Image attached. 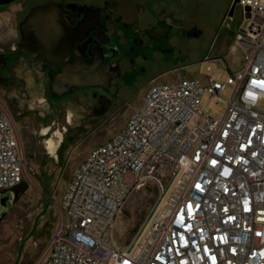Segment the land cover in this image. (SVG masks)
<instances>
[{
    "label": "built area",
    "instance_id": "obj_1",
    "mask_svg": "<svg viewBox=\"0 0 264 264\" xmlns=\"http://www.w3.org/2000/svg\"><path fill=\"white\" fill-rule=\"evenodd\" d=\"M236 1L247 22L233 50L244 64L230 69L223 115L210 112L226 88L213 76L151 85L53 200L56 228L33 264H264V0ZM23 180L31 181L23 142L0 102V190L15 198ZM148 181L159 198L121 248L117 219Z\"/></svg>",
    "mask_w": 264,
    "mask_h": 264
},
{
    "label": "rangeland",
    "instance_id": "obj_2",
    "mask_svg": "<svg viewBox=\"0 0 264 264\" xmlns=\"http://www.w3.org/2000/svg\"><path fill=\"white\" fill-rule=\"evenodd\" d=\"M233 2L234 0H121L122 10L128 20L140 16L147 25L148 22H156L165 14H170L185 18V27L189 30L184 36H178V30L174 29L167 38L155 37L156 40L150 47L142 48L138 45L136 54L131 53L129 56L126 54L128 51H125L120 55L118 72L114 75L116 78L109 95L111 115H122L119 122H102L80 134L72 129L63 142L67 128L49 127L50 133L45 135L46 128L35 126L32 116H26L24 125L28 123V126H19L18 130L31 181L29 188L16 201L9 192L0 196V264H11L21 238L26 235V225L29 229L32 225L34 227L25 236L23 248L27 246L39 253L43 251L56 228L53 200L60 199L84 157L126 125L128 117L151 85L176 79L171 77L174 73L179 77L213 76L226 82V88L221 96L210 101V112L217 117L223 115L227 99L234 90L229 69L235 72L244 64L243 50H232L245 21L239 5H236L233 15H229ZM16 7L17 5H11L0 11L2 42L16 40V30L12 24ZM193 26L198 27L201 33L194 34L191 31ZM36 91H31V94L34 92L33 96H26L28 100H23L31 107L44 99L41 95L34 99ZM2 96L4 94L0 91V97L3 98ZM91 100V104L97 102L94 98ZM209 100V96L205 95L203 101L207 103ZM164 182H168V179ZM169 184L170 182L168 186ZM4 196H9L6 203L1 200ZM158 198L159 191L153 181H148L131 193L115 228V240L121 248L132 244Z\"/></svg>",
    "mask_w": 264,
    "mask_h": 264
},
{
    "label": "flooded vegetation",
    "instance_id": "obj_3",
    "mask_svg": "<svg viewBox=\"0 0 264 264\" xmlns=\"http://www.w3.org/2000/svg\"><path fill=\"white\" fill-rule=\"evenodd\" d=\"M52 2L61 6V15L68 26L78 28L85 23L83 29L78 32L70 54L57 63H52L43 57L37 60V53L23 49L21 43L20 25L28 13L37 5ZM11 5H17L12 18L16 40L0 41V91L6 97H0V102L12 116L17 127L28 126V123L24 125V121L30 114L35 126L46 128L45 135L50 133L49 127L67 128L63 142L72 129H76L80 134L88 131L90 127H96L99 123L122 120L121 114L111 115L109 96L122 53L128 51L126 54L129 56L132 55L131 53L136 54L138 45L142 48L150 47L156 40L155 37L167 38L174 29L178 30V36H184L189 30L185 27V18L170 14H165L156 22H148L147 25L142 22L140 16L128 20L122 10L121 0H18L1 6L0 11ZM154 27L156 30H152ZM2 28H6L4 24ZM191 28L193 30L195 26ZM94 46L99 48V60L104 73L88 81L86 85L62 86L56 80V75L78 58L92 61ZM29 72L34 75L37 82L34 99L39 95L44 97L33 107L23 101L28 100L26 96L32 97L34 94V92L31 94L33 89L24 78ZM93 75L71 80L85 81L91 79ZM91 98L96 99L97 102L91 104L89 102ZM74 106L82 109L80 115H75L72 110Z\"/></svg>",
    "mask_w": 264,
    "mask_h": 264
},
{
    "label": "bare ground",
    "instance_id": "obj_4",
    "mask_svg": "<svg viewBox=\"0 0 264 264\" xmlns=\"http://www.w3.org/2000/svg\"><path fill=\"white\" fill-rule=\"evenodd\" d=\"M50 11V16L53 17L52 19H54L55 16L59 17V8L53 7ZM61 22L62 23H57L59 29V36H57V38L56 36H54L56 38V41H54L55 38L53 40L51 38L47 39V35L45 32L44 33L46 36L43 32H37L35 36L40 38V41L36 43V41L29 38V35H25V38L22 42V48L29 51L30 53H37V60L39 59L40 53L42 51H46V55L48 56L49 61L52 63H57L62 59L66 58L71 52L75 39L77 38L78 32L83 29L82 27L85 23H82L78 28H72L69 26L70 30L66 31L64 29V21L61 20ZM62 29L63 31L61 32ZM196 31H199V29L196 28ZM65 34L66 39L70 38L69 43L64 42L63 40ZM45 44H51L52 48L49 49L45 47ZM99 56V48L97 46H94V59L92 61L78 58L76 61L66 65L65 68L56 75V80L62 84L64 81L67 80L80 79L82 77H89L93 75L98 70L100 61ZM24 78L28 83L29 87L32 88L33 91H36L37 82L34 75L29 72L24 76ZM72 110L77 116L82 113V109L79 106H74Z\"/></svg>",
    "mask_w": 264,
    "mask_h": 264
},
{
    "label": "water",
    "instance_id": "obj_5",
    "mask_svg": "<svg viewBox=\"0 0 264 264\" xmlns=\"http://www.w3.org/2000/svg\"><path fill=\"white\" fill-rule=\"evenodd\" d=\"M18 0H0V7L1 6H6L9 5L11 3H14ZM237 4V1L235 0L231 6L229 15H233L234 10H235V6ZM55 7V8H59L60 9V5L58 3H47V4H43V5H37L34 8H32V10L28 13V15L25 17V19L22 21L21 25H20V30H21V43L23 42L25 35H29V38L36 41V43H38L40 41V38L36 37V33L37 32H45L44 35L48 38H51L52 40L55 38L54 36H59V29L57 26V23H62L61 20L64 21L61 12L59 13V17H54V19H52L53 17L50 16V10ZM247 10H249V7H246ZM246 16L249 17L250 14L246 13ZM246 22H244V25H246ZM64 29L66 31L70 30L68 24L64 21ZM198 28V27H196ZM196 28H194L192 31L194 34H200L201 30L199 29V31H196ZM63 31V29L61 30V32ZM52 34V35H51ZM64 34V33H62ZM66 34L64 36V42H68L69 43V39L65 38ZM56 38L54 39V41H56ZM45 47L51 49L52 45H48L45 44ZM35 53V52H34ZM46 51H42L40 53V57H43L44 59L48 60V56L46 55ZM63 60V59H62ZM103 72V66L101 65L100 61H99V66H98V70L95 72V74L92 76L91 79L89 80H85V81H75V80H69V81H64L61 85H65V86H70V85H85L88 83V81L93 80L98 78L99 76L102 75ZM30 186L29 181L27 180H23L22 182H20L19 184L15 185L14 187H12V190L15 192V201L20 197V195H22ZM6 192H8V190L6 189H2L0 190V196L4 195ZM9 198V196H4L2 197V203H6V200Z\"/></svg>",
    "mask_w": 264,
    "mask_h": 264
},
{
    "label": "crops",
    "instance_id": "obj_6",
    "mask_svg": "<svg viewBox=\"0 0 264 264\" xmlns=\"http://www.w3.org/2000/svg\"><path fill=\"white\" fill-rule=\"evenodd\" d=\"M234 43H235V39H234ZM234 46H235V44H234ZM233 49H234V47L232 48V50ZM171 77L178 78L179 76L174 73ZM180 77H185V76H180ZM33 227H34V225H32V227L29 229L28 225L25 226V230L27 231L26 235L32 230ZM25 236L23 238H21L20 243L18 244V246L16 248V252L14 254L13 261L11 262V264H20V263H22V264H33V262L41 254V252L39 253L36 250L33 251L30 248H28L27 246H25L23 248V240L25 239Z\"/></svg>",
    "mask_w": 264,
    "mask_h": 264
},
{
    "label": "trees",
    "instance_id": "obj_7",
    "mask_svg": "<svg viewBox=\"0 0 264 264\" xmlns=\"http://www.w3.org/2000/svg\"><path fill=\"white\" fill-rule=\"evenodd\" d=\"M230 70V69H229Z\"/></svg>",
    "mask_w": 264,
    "mask_h": 264
}]
</instances>
